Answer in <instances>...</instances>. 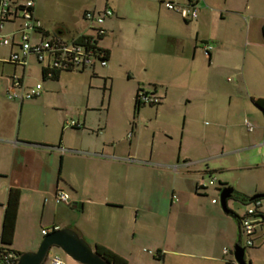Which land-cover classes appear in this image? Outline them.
Returning <instances> with one entry per match:
<instances>
[{
  "label": "crops",
  "instance_id": "0c3cea01",
  "mask_svg": "<svg viewBox=\"0 0 264 264\" xmlns=\"http://www.w3.org/2000/svg\"><path fill=\"white\" fill-rule=\"evenodd\" d=\"M163 2L189 4V0L93 3L85 12L106 8L113 12L99 40L109 53L107 66L60 71L54 77L44 74L49 58L42 64L31 54L23 65L11 63V53L19 50V23H7L1 30L13 35L15 43L0 46V248L9 192L17 189L19 207L10 248L20 255L38 250L43 231L69 228L93 248H105L126 264H237L233 252L238 221L222 210L220 194L232 189L227 207L243 217L248 206L236 198L264 193V181H256L250 190L225 177L264 170V0H199L196 20L182 19ZM34 13L40 29L32 38L38 41L46 39L43 33L66 43L95 36L84 14L85 32L58 27L50 34L36 2ZM207 46L212 47L208 54ZM119 70L126 74L134 99L140 89L160 98L158 105L138 110L133 99L138 120L146 107L156 109L155 121L161 113L168 116L165 127L157 130L163 136L159 146L153 133L149 151L138 133L127 147L123 139L108 142V122L95 128L87 124L88 113L97 108L75 120L79 128L67 124L74 111H69L71 97L63 74L101 75L106 86L110 82L111 92L112 77ZM15 76L26 88L41 84V96L22 103L8 100ZM60 97L63 106L56 107L55 115H28L26 103L54 105ZM135 129L134 122L131 131ZM72 137L80 144L73 146ZM84 140L93 141L94 148H83ZM211 179L214 185L209 184ZM58 191L69 195L70 204L53 203ZM27 200L41 207L35 227L42 228L37 234L32 233L35 224L24 216ZM261 204L264 213V199ZM47 208L53 215L45 220ZM244 249L247 262L264 264V227L257 229L253 247ZM48 257L49 253L43 264ZM53 259L78 264L67 255L64 260L52 257L49 264Z\"/></svg>",
  "mask_w": 264,
  "mask_h": 264
},
{
  "label": "rangeland",
  "instance_id": "374dc122",
  "mask_svg": "<svg viewBox=\"0 0 264 264\" xmlns=\"http://www.w3.org/2000/svg\"><path fill=\"white\" fill-rule=\"evenodd\" d=\"M96 1H98L99 4H102L105 0H35L38 10L41 12V23L46 27L50 34H53L58 27L68 29L69 33H75V30L85 32L87 26L84 24L85 22L82 19V15L86 10L93 9V3ZM17 23L20 22L17 21ZM89 25L93 27V30L97 28V25L95 24ZM31 42L36 44L38 40L35 37L34 39L32 38ZM3 51H5V48ZM98 66L102 67L101 65ZM63 80L71 97V108L69 107V111L71 109V111H74L73 114L69 116L68 121L77 120L80 116L83 117L89 108H97V112L94 113L90 110V113H88L87 124L95 128L99 122L102 124L108 122L109 130L105 137L108 142H110L109 140H112L111 138H115L116 142L123 139V141H126V145H122L127 147L129 146L128 140L138 133L142 146H147L148 148L149 145L147 144H151L154 136L153 133H155L157 136L155 138L156 145L157 147L159 146L163 136L158 133L157 130L161 127H165L167 122L166 118L168 116L165 113H161L158 116V121H155L154 112L156 109L146 107L141 112L140 118H142V120H138V114L135 115L133 109L134 96L128 91V86L130 84L123 71L119 70L114 73L112 77L113 87L111 92L109 91L110 82H108L106 86L104 77L101 75L92 76L89 71L85 73H64ZM48 83L51 82H46L44 85H47ZM63 102V97H60L55 100L54 105L47 102L36 105L35 102H32L26 103L25 106L27 107L28 115L38 114L41 115V117H51L55 115L56 107L63 106ZM100 116L102 117L100 118ZM134 122L136 124V129L133 133L131 131V124ZM206 127L209 128L210 124L206 125ZM80 141L81 140L74 141L72 137L70 143L75 146L78 143L80 144ZM93 146V141L84 140L83 148H94ZM162 147L163 149L165 148L164 146ZM149 149L150 147L147 150L149 151ZM142 151H146V148H143ZM225 177L235 186L239 184L240 188L252 190V188L255 187L253 185H255L256 181H264V170H261L257 174H244L243 172H237L230 175V173H226ZM216 178L219 179L217 176ZM53 201V203L57 205L55 198ZM23 211L25 218H29L31 224H35L32 228V233L37 234V231L40 232L42 227H35L38 225L39 217L41 215L40 205H38V203L32 205L29 200H27ZM46 211L48 215L45 216V220L52 219L53 210L47 208ZM75 218V220H77V216ZM42 226L44 227L45 225ZM23 232H26V230L24 229ZM43 237L44 236H41V238ZM22 239H24L23 235ZM52 257L61 260L66 259V255L56 247H53L50 250L49 257L45 263L49 264Z\"/></svg>",
  "mask_w": 264,
  "mask_h": 264
},
{
  "label": "built area",
  "instance_id": "2783aa9c",
  "mask_svg": "<svg viewBox=\"0 0 264 264\" xmlns=\"http://www.w3.org/2000/svg\"><path fill=\"white\" fill-rule=\"evenodd\" d=\"M199 0H189L187 6H180L173 2H164L163 6L166 10L178 14L182 19L185 20H196L198 18ZM35 1L26 0L23 3H16L14 0H0V46H13L15 43L13 35H3L1 30L7 23H14L19 21V28L17 34L19 35V50L11 53L9 61L15 64H25L26 58L33 54L36 56L38 62L45 63L46 59H50V64L46 68L49 70L47 73L48 77H51V71L53 70H67L74 69L76 71L82 68H90L94 62L91 57L84 56L83 49L81 46L76 45L75 42L66 43L61 41L59 38L53 39H41L36 44L31 42L32 36L37 32L38 26L34 13ZM113 12L111 9H104L100 12L87 11L84 13V20L88 23L97 25L94 30L95 38L102 37L105 35L104 23L105 20L111 18ZM212 47L207 46L204 48L206 54ZM56 53L61 54L59 58H56ZM70 58H67L68 56ZM71 64V67L68 65ZM102 67L107 66V62L103 61L100 63ZM42 94V85L38 84L30 88H26L22 83L21 77L15 76L12 80V88L7 93L8 100L12 102L22 103L25 101H31L37 99ZM137 101L140 105L144 106H156L160 103V98L153 92L142 89L138 92ZM68 126L72 128H79L80 124L75 120L69 121ZM248 131L253 130V126L245 121ZM210 185L215 184V179H211ZM204 185H200L199 188ZM57 203L70 204V197L67 193L58 191L55 195ZM216 203V200L213 201ZM262 201L256 200L255 206H261ZM254 208L250 207L247 209V215L243 217L240 226L242 232V246L249 248L254 245V235L257 230V221L250 218L248 215L254 213ZM56 231L53 229L51 232ZM49 232L43 231V236H46ZM227 253L228 250H225ZM18 257L11 251H0V264H17ZM52 264H60L58 259H53Z\"/></svg>",
  "mask_w": 264,
  "mask_h": 264
},
{
  "label": "trees",
  "instance_id": "16d2710c",
  "mask_svg": "<svg viewBox=\"0 0 264 264\" xmlns=\"http://www.w3.org/2000/svg\"><path fill=\"white\" fill-rule=\"evenodd\" d=\"M164 3V2H163ZM40 28L37 29L39 31ZM43 35L46 37V40L57 38L56 35H49L47 33H43ZM44 39V38H43ZM101 37H93V36H82L76 43V45L81 46L83 49L84 56L91 57L93 59L94 64L90 68H82L78 71H84V70H92L96 64H100L101 62L105 61L108 63L109 59V53L107 50L102 49L99 46V40ZM61 54L56 53V58H59ZM69 55L67 58H70ZM71 67V64H68ZM74 69H67V70H53L51 71V77H54L55 73L60 71H73ZM75 71V70H74ZM49 70L44 69V74L47 77V73ZM142 89L138 90L141 91ZM138 92L136 93L134 104L135 109L138 110L139 108L143 107L144 105H140L137 101L138 98ZM19 198H20V192L17 189H12L9 192L8 196V202L5 208L4 216H3V223H2V233H1V245L0 251H11L15 253V255L20 256V254L14 252L10 246L12 245V240L14 237L15 232V226H16V218L18 213V207H19ZM239 202L243 203L245 206H248V208L253 207L254 213L251 215H248L250 218L257 221V229L264 227V213L262 211V205L256 207L255 203L256 200L252 202H248L249 197H237L236 198ZM260 201H263V199H259ZM234 215L237 217V219H240L242 221L243 217L247 215V211L245 212V215L243 217L237 216L235 213ZM257 232V230H256ZM253 247V246H251ZM96 253L101 256L102 259L107 261L109 264H126L124 260L110 252L109 250L102 248V247H96L95 249Z\"/></svg>",
  "mask_w": 264,
  "mask_h": 264
},
{
  "label": "water",
  "instance_id": "95a60500",
  "mask_svg": "<svg viewBox=\"0 0 264 264\" xmlns=\"http://www.w3.org/2000/svg\"><path fill=\"white\" fill-rule=\"evenodd\" d=\"M233 195L232 189H224L220 194V206L222 210L238 221L239 234L238 241L234 247V258L237 264H250L245 258V249L242 246L240 219L234 215L227 207V201ZM264 199V193L254 195L248 202ZM59 248L65 255L78 264H109L96 253L95 248L90 246L74 230L65 228L56 230L45 236L36 252L23 253L18 257L17 264H43L49 251Z\"/></svg>",
  "mask_w": 264,
  "mask_h": 264
}]
</instances>
